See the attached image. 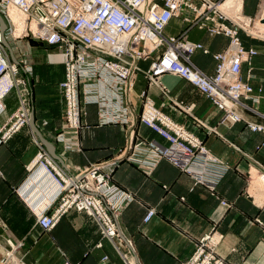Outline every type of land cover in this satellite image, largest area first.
I'll return each instance as SVG.
<instances>
[{
    "label": "crops",
    "instance_id": "1",
    "mask_svg": "<svg viewBox=\"0 0 264 264\" xmlns=\"http://www.w3.org/2000/svg\"><path fill=\"white\" fill-rule=\"evenodd\" d=\"M247 14L256 16V11ZM6 33L9 58L18 65L17 77L26 81L29 90L30 122L0 142V264H183L194 250V241L214 227L224 235L218 252L226 260L264 264V133L247 125L264 124V97L256 103L255 111L241 109L243 120L234 122L224 120L223 111L186 79L166 73L158 86L139 72L131 100L137 135L168 145L140 122L146 95L198 137L213 159L227 167L216 189L195 184L192 175L167 159L151 168L125 159L116 167L113 178L134 195L118 218L119 231L133 248L121 237L112 240L104 236L93 216L75 209L63 214L47 232L38 223L35 210L43 204L42 192L53 189V185L39 180L37 167L29 168L40 149L43 147L62 167L75 171L119 154L126 147L128 126L99 125L98 106L86 105L87 124L79 135L83 150L66 149L57 139L64 123L60 88L65 78L63 52L31 36L14 37L9 28ZM164 33H186L189 40L202 43L209 52L198 50L192 60L208 75L216 72L214 54L225 51L230 43L229 37L189 27L180 17L172 18ZM240 36L246 47L258 51L251 65L243 63L241 78L254 86L255 93L261 88L264 95V40L243 31ZM150 64V59L139 61L143 70ZM22 95L15 87L0 99L4 107L0 127L16 113ZM212 167L211 175L216 176L218 165ZM150 208L156 209V214L147 222L144 218Z\"/></svg>",
    "mask_w": 264,
    "mask_h": 264
},
{
    "label": "built area",
    "instance_id": "2",
    "mask_svg": "<svg viewBox=\"0 0 264 264\" xmlns=\"http://www.w3.org/2000/svg\"><path fill=\"white\" fill-rule=\"evenodd\" d=\"M225 1L0 0V13L7 20L10 33L15 29L10 11L15 9L27 22L22 35L45 41L63 52L65 78L60 88L64 123L57 139L66 149L83 150L79 135L87 124L84 121L86 105L98 106L99 125L128 126L126 147L119 154L75 171L62 167L43 147L40 149L29 168L37 167L41 173L39 180L43 178L47 186L53 185V189L42 192L43 204L35 210L37 221L45 231H51L63 214L75 209L93 216L104 236L124 239L118 218L134 200V195L116 184L113 177L116 167L125 159L145 168L167 159L192 175L195 184L216 189L227 167L213 159L198 137L160 110L146 95L140 122L167 140L168 145L139 137L131 100L139 72H144L149 82L158 86L164 74L173 73L208 97L223 111L224 120L241 121V109L256 110V103L264 97L262 89L255 93L254 86L241 78V70L243 63L251 65L258 51L246 47L240 36L241 31L254 35L247 28L254 24L256 16L246 14L245 0L240 12L231 16L221 8ZM174 17H180L189 27L229 37L228 48L214 54L215 74L204 73L192 60L198 50L209 52L202 43L189 40L186 33L165 35L164 30ZM149 59V68L143 70L139 61ZM18 72L19 67L11 62L0 30V99L15 87L23 92L20 107L8 124L0 127V142L30 122L29 90L26 81L17 77ZM250 100L252 104L248 103ZM3 109L0 101V113ZM247 125L253 131L264 133V124L247 122ZM216 165L218 173L212 176L211 168ZM261 176L264 178L263 173ZM155 214L156 209L150 208L144 220L150 221ZM223 238L216 227L197 238L193 252L183 264H240L219 254ZM11 257L9 253L8 258Z\"/></svg>",
    "mask_w": 264,
    "mask_h": 264
},
{
    "label": "bare ground",
    "instance_id": "3",
    "mask_svg": "<svg viewBox=\"0 0 264 264\" xmlns=\"http://www.w3.org/2000/svg\"><path fill=\"white\" fill-rule=\"evenodd\" d=\"M227 1H229V0H226L223 4H221V8L231 16L237 15L243 6V1L242 0H232L228 6L229 9H227L228 7L226 8V6H225ZM231 8H234V9H231ZM10 13H11L12 20H13V23L15 26V29L13 30V33H11V35H14V37H16V35H18V36L21 35L20 34L21 32L22 33L25 32V29L27 27V22L25 21L24 16L20 12L16 11L15 9H11ZM263 19H264V16L261 18L262 22L259 21L257 23V25H259L257 28H259L261 26L262 29L264 30V20ZM252 25L249 28H247L250 32H251L250 29L252 28ZM259 31H261V30H259ZM262 179L264 180L263 177H262Z\"/></svg>",
    "mask_w": 264,
    "mask_h": 264
},
{
    "label": "rangeland",
    "instance_id": "4",
    "mask_svg": "<svg viewBox=\"0 0 264 264\" xmlns=\"http://www.w3.org/2000/svg\"><path fill=\"white\" fill-rule=\"evenodd\" d=\"M232 0H229L226 5ZM225 5V6H226ZM227 8V7H226ZM229 9V7L227 8ZM234 9V8H231ZM245 9V8H244ZM256 11V18L254 20V24L252 25V28L250 29L252 34H254V37H260L261 39L264 40V30L262 29V27L260 26L259 28H257L259 25H257V23L261 20V17L264 16V0H246V9L245 12L247 13H251L254 14ZM3 16V15H2ZM4 17V16H3ZM255 17V16H254ZM5 18V17H4ZM7 21V20H6ZM261 30V31H259ZM19 31V30H18ZM21 35L23 34L22 32L20 33ZM17 36V35H16ZM32 37V36H31Z\"/></svg>",
    "mask_w": 264,
    "mask_h": 264
},
{
    "label": "water",
    "instance_id": "5",
    "mask_svg": "<svg viewBox=\"0 0 264 264\" xmlns=\"http://www.w3.org/2000/svg\"><path fill=\"white\" fill-rule=\"evenodd\" d=\"M264 20V19H263ZM8 28V24H7V21L6 19L2 16V14L0 13V30H1V33H2V37H3V43L4 45H8L7 44V40H6V37H5V32H6V29ZM32 118V121H34V117L33 115L31 116ZM124 238V237H123ZM125 239V238H124ZM126 240V239H125ZM127 241V240H126ZM128 242V241H127Z\"/></svg>",
    "mask_w": 264,
    "mask_h": 264
}]
</instances>
